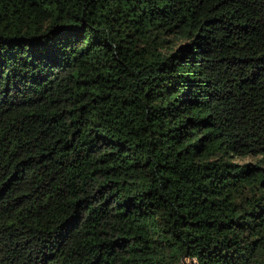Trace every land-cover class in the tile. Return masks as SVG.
<instances>
[{"label":"trees","instance_id":"1","mask_svg":"<svg viewBox=\"0 0 264 264\" xmlns=\"http://www.w3.org/2000/svg\"><path fill=\"white\" fill-rule=\"evenodd\" d=\"M0 264H264V0H0Z\"/></svg>","mask_w":264,"mask_h":264},{"label":"rangeland","instance_id":"2","mask_svg":"<svg viewBox=\"0 0 264 264\" xmlns=\"http://www.w3.org/2000/svg\"><path fill=\"white\" fill-rule=\"evenodd\" d=\"M248 161H250V159H248V158L234 159V162L240 163V164L245 163V162H248Z\"/></svg>","mask_w":264,"mask_h":264},{"label":"built area","instance_id":"3","mask_svg":"<svg viewBox=\"0 0 264 264\" xmlns=\"http://www.w3.org/2000/svg\"><path fill=\"white\" fill-rule=\"evenodd\" d=\"M184 262L187 263V260H185Z\"/></svg>","mask_w":264,"mask_h":264}]
</instances>
